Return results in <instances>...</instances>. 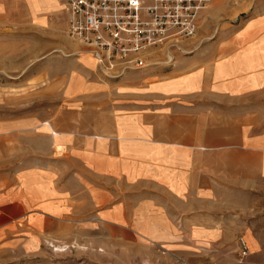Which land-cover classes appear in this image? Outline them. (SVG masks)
<instances>
[{"label": "rangeland", "instance_id": "obj_1", "mask_svg": "<svg viewBox=\"0 0 264 264\" xmlns=\"http://www.w3.org/2000/svg\"><path fill=\"white\" fill-rule=\"evenodd\" d=\"M4 6L0 264H264V181L251 188L238 182L214 185L215 207L197 214L208 225L156 226L167 214L146 210L140 201L131 203L128 183L107 174L96 157L89 160L82 150L55 146L52 130L73 124L75 133L89 131L101 107L114 100L115 87L93 78L103 83L101 91L70 94L61 80L51 90L50 77L65 68L67 58H74L77 85L90 79L77 62L80 51L66 50L73 42L81 46L77 49L88 47L68 35L62 16L56 21L58 36L45 32L49 23L30 18L22 19L26 33L18 34L19 21L6 19ZM137 71H143L144 85L167 76H196L201 87L186 99L192 108L201 104L204 111L227 115L251 111L264 124V0H211L193 37L167 51L153 50L145 66L123 77ZM132 218L142 225H123ZM199 234L212 237L193 241Z\"/></svg>", "mask_w": 264, "mask_h": 264}, {"label": "crops", "instance_id": "obj_2", "mask_svg": "<svg viewBox=\"0 0 264 264\" xmlns=\"http://www.w3.org/2000/svg\"><path fill=\"white\" fill-rule=\"evenodd\" d=\"M4 4L6 19L19 21L18 34L26 33L25 27H21L22 19L26 18L35 19L36 24L49 23L51 26L45 32L51 35L60 34L56 24L60 16L67 28L68 13L58 0H0V17ZM78 47L81 46L73 42L67 44L66 50L72 54L80 51L75 58L91 80L77 85L74 58H67L65 68L60 71L57 68L51 75V90L58 89L61 80L67 81L70 94L75 90L101 91L103 83H96L95 78L113 84L116 96L101 107L98 120L90 121L89 131L75 133L73 124L69 126L71 130H52L56 135L55 146L82 150L89 160L96 157L107 174L112 172L116 181L128 183L125 186L130 189L131 203L140 201L146 203V210L167 214L162 215L163 220L156 214V219L163 222L155 221L154 225H208L210 222H203L206 220L198 221L197 214L215 207L214 185L221 182L235 186L238 182L251 188L264 181V124L254 112L227 115L212 109L204 111L201 104L195 103L192 108L186 99L190 92L196 95L195 90L201 87L196 76H167L146 85L142 83L143 71L107 79L100 73L90 50ZM55 82L57 87L53 86ZM139 194L153 198L138 199ZM135 209L145 208L130 207ZM131 221L123 225H142L140 219ZM211 235L199 234L193 241H201L202 237L211 239Z\"/></svg>", "mask_w": 264, "mask_h": 264}, {"label": "built area", "instance_id": "obj_3", "mask_svg": "<svg viewBox=\"0 0 264 264\" xmlns=\"http://www.w3.org/2000/svg\"><path fill=\"white\" fill-rule=\"evenodd\" d=\"M58 1L68 13V35L88 47L106 78L115 79L145 66L153 50L193 37L211 0Z\"/></svg>", "mask_w": 264, "mask_h": 264}]
</instances>
